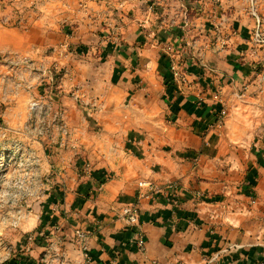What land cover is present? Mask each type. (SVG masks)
Instances as JSON below:
<instances>
[{
	"label": "crops",
	"instance_id": "0c3cea01",
	"mask_svg": "<svg viewBox=\"0 0 264 264\" xmlns=\"http://www.w3.org/2000/svg\"><path fill=\"white\" fill-rule=\"evenodd\" d=\"M154 21L148 43L119 45L127 58L118 61L116 73L114 67L106 75L99 71L104 62L116 61L118 49L97 52L104 45L97 39L88 47L97 54L86 52L91 56L81 67L90 74L74 80L81 89L73 91L78 109L70 110L76 123L69 124V144L78 164L65 173L68 189L53 188L64 198L61 211L54 213L51 205L37 214L40 240L52 237L38 239L35 247L27 238L16 264H39L41 256L45 264H82L77 229L91 235L92 264H259L264 257L256 249L264 247V217L254 223L248 207L253 197L247 191L250 179H264V152L253 149L245 171L237 170V175L234 159L241 141L213 128L219 105L214 96L231 97L241 81L248 87L254 77L250 63H226L220 53L214 64H197L192 56L186 60L180 55L193 81L181 96L172 79L166 89L164 75H159L163 57L162 67L181 57L171 49V39L164 37L162 44L152 37L160 32ZM186 34L184 30V41ZM74 36L87 44L93 35L83 31ZM176 44L178 50L181 44ZM92 62L98 72L87 68ZM177 182L184 185L181 192L163 193ZM195 191L204 197L197 199ZM134 206L140 210L139 230L124 218V210ZM252 225L255 233L249 232ZM141 237L144 251L139 249Z\"/></svg>",
	"mask_w": 264,
	"mask_h": 264
},
{
	"label": "rangeland",
	"instance_id": "374dc122",
	"mask_svg": "<svg viewBox=\"0 0 264 264\" xmlns=\"http://www.w3.org/2000/svg\"><path fill=\"white\" fill-rule=\"evenodd\" d=\"M152 19L160 30L152 37L162 44L164 37L171 39V49L186 60L192 56L197 64H214L221 53L226 63L235 60L244 66L249 61L254 77L248 87L241 81V89L237 86L228 100L221 98L229 116L220 131L241 141L236 173L245 171L253 149L264 152V0H0V264L20 262V246L27 238L34 239L32 246L39 245L35 226L40 208L61 205L50 200L55 185L68 189L65 173L78 164L69 144V124L76 123L70 110L78 109L73 91L81 89L74 80L90 74L81 67L88 65L87 53L118 49L116 61L104 62L99 71L106 75L114 67L116 73L118 61L127 58L119 45L148 43ZM83 31L93 35L87 44L74 36ZM96 39L104 44L97 52L88 48ZM177 41L181 45L175 50ZM182 57L164 67L160 62L159 75L172 79L173 63L185 68ZM93 63L87 68L98 72ZM260 184L248 206L254 223L264 217V179ZM40 186L44 188L37 194ZM256 231L253 225L249 229ZM256 249L264 254V247ZM42 257L39 264H45Z\"/></svg>",
	"mask_w": 264,
	"mask_h": 264
},
{
	"label": "built area",
	"instance_id": "2783aa9c",
	"mask_svg": "<svg viewBox=\"0 0 264 264\" xmlns=\"http://www.w3.org/2000/svg\"><path fill=\"white\" fill-rule=\"evenodd\" d=\"M179 65H180L179 63H177V65L175 63L172 64L173 67L171 68V74H172V79L176 85V92L179 95L184 96L189 93L190 89H192L193 81H192L191 76H189L188 73L184 71L183 67H180L181 65L180 66ZM214 98H215V102L219 104L220 110L218 111L216 115V123L213 126V128L221 130L225 127L227 118L229 116L228 105L226 101L220 98V93L218 95L216 94ZM202 104L203 102L201 98H198V105L202 106ZM144 186L145 184L143 183L140 184V188ZM99 187L101 188L102 185H100ZM183 188H184V185L177 182V183L171 184L169 187H166V190L164 188L163 193L170 194L171 192H181ZM195 193L197 194L196 198L199 200L204 197L201 191H195ZM252 202H255V200L253 199ZM52 211L54 213L60 212L61 211L60 204H56V206L52 205ZM124 218L129 226L135 229H138V230L140 229V226L142 224L140 220V210L139 208H137V206L126 208L124 210ZM74 236L77 239L78 245L80 246V249L84 255V260L82 264H92V260L89 255L91 235L87 232L77 229L74 231ZM30 240L33 241L34 239L30 238ZM145 247H146L145 241L143 237H141L140 243H139L140 251H144Z\"/></svg>",
	"mask_w": 264,
	"mask_h": 264
},
{
	"label": "trees",
	"instance_id": "16d2710c",
	"mask_svg": "<svg viewBox=\"0 0 264 264\" xmlns=\"http://www.w3.org/2000/svg\"><path fill=\"white\" fill-rule=\"evenodd\" d=\"M165 59V57H163L162 59H161V62L163 61ZM163 63V62H162ZM162 63H161V65L160 66H163L162 65ZM169 68H170V66H169ZM170 78V76L168 75V76H164V85H165V87H166V89H170V87H171V85H170V82H171V78ZM173 80V79H172ZM174 84V83H173ZM175 85V84H174ZM175 88V87H174ZM218 107V111L220 110V106L218 105L217 106ZM215 119H216V117H215ZM215 122H214V124L216 123V120H214ZM102 183H104V181H102ZM256 186H257V182H256V180H249V184L247 185V191H248V193L252 196V197H255V188H256ZM62 199H64L63 198V196H61V198L59 197L58 198V196H56L55 194H53V192H51L50 193V200L51 201H56L57 203H62ZM37 235H39L38 233H37ZM259 264H261V262L259 263Z\"/></svg>",
	"mask_w": 264,
	"mask_h": 264
}]
</instances>
